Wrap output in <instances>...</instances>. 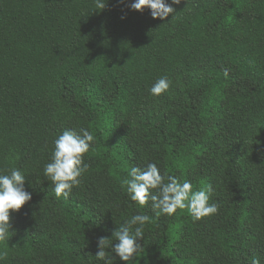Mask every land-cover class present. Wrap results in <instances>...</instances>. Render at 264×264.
Listing matches in <instances>:
<instances>
[{
  "label": "trees",
  "instance_id": "16d2710c",
  "mask_svg": "<svg viewBox=\"0 0 264 264\" xmlns=\"http://www.w3.org/2000/svg\"><path fill=\"white\" fill-rule=\"evenodd\" d=\"M101 2L0 0V175L19 169L32 197L10 212L0 264H104L98 238L136 214L151 217L143 248L113 264H264V0H165V20ZM81 129L88 170L57 197L45 166ZM148 163L193 191L211 184L219 211L132 201L122 180Z\"/></svg>",
  "mask_w": 264,
  "mask_h": 264
},
{
  "label": "clouds",
  "instance_id": "9594fccd",
  "mask_svg": "<svg viewBox=\"0 0 264 264\" xmlns=\"http://www.w3.org/2000/svg\"><path fill=\"white\" fill-rule=\"evenodd\" d=\"M172 3L180 4L181 0H172ZM105 6V3L97 0L99 9H104ZM130 7L137 11L150 8L152 17L161 20L176 12L165 0H135ZM224 75H228L227 69L224 70ZM170 83L166 76L159 78L151 87V94L161 95L169 89ZM81 133L82 135L65 130L54 141L52 161L45 166L44 175L54 185L57 197L63 195L68 198L73 187L81 184L82 174L88 170L89 165L84 163V156L95 138L86 129H81ZM128 175L129 178L122 180V187L126 186L130 199L141 206L150 202L157 216H171L178 209H186L194 220H200L219 211L218 203H209L213 191L211 184L193 191L190 181L180 182L172 175H162L155 163H148L143 168L132 166ZM24 182L25 176L16 168L11 169L8 175H0V241L9 239L10 212H18L32 198L31 193L24 189ZM150 220L151 217L147 214H136L120 225L111 239L99 237L97 259L103 260L104 264H113L112 253L126 262L134 259L143 248L137 239L144 236L143 226ZM3 255L6 256L7 253ZM251 264H260V260L253 257Z\"/></svg>",
  "mask_w": 264,
  "mask_h": 264
}]
</instances>
